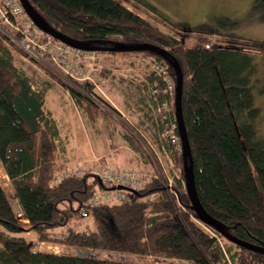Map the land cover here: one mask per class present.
<instances>
[{
    "label": "trees",
    "instance_id": "trees-1",
    "mask_svg": "<svg viewBox=\"0 0 264 264\" xmlns=\"http://www.w3.org/2000/svg\"><path fill=\"white\" fill-rule=\"evenodd\" d=\"M28 1L45 23L92 46L104 48L123 42L163 48L162 53L109 52L148 56L160 62L167 68L173 87L171 60L177 61L182 72V117L198 200L222 230L264 247V133L258 130L261 110L256 102V93H264V85L258 84L252 54L243 50L262 51L264 40L227 34V28L235 27L237 20L224 16L217 17L215 25L202 22L181 28L186 35H199L201 45L185 48L155 26L173 24L148 0ZM252 5L264 12V0H253ZM212 35L226 42L203 46ZM13 48L0 38V164L19 208L15 211L0 178V264H141L96 256L91 250L180 258L192 264H264V253L228 239L204 223L203 215L192 207L185 177L189 156L181 145L172 155L179 169L175 196L152 179L138 189L118 185L130 195L129 201H104L89 207V198L107 186L96 174L71 175L54 183V174L64 166L60 160L66 149L63 136L54 115L45 108L42 90L35 89L14 64V53L20 49ZM47 71L89 119L101 113L100 105L106 102L91 83L73 85ZM147 78L158 120L163 128L175 123L179 136L174 89L163 92L165 83L152 70ZM163 101L165 119L158 110ZM125 139L146 161L138 140L128 131ZM83 209L92 215L89 229H79L73 221L82 217ZM26 224L40 242L63 247L68 241L82 249L72 253L34 249L20 234ZM222 241L227 242L226 248Z\"/></svg>",
    "mask_w": 264,
    "mask_h": 264
},
{
    "label": "rangeland",
    "instance_id": "rangeland-1",
    "mask_svg": "<svg viewBox=\"0 0 264 264\" xmlns=\"http://www.w3.org/2000/svg\"><path fill=\"white\" fill-rule=\"evenodd\" d=\"M148 1L164 12L169 22L173 24H169L167 27L155 23V26L178 40L185 48L201 45L197 42L199 35L190 33L187 36L181 28L192 27L202 22L215 25L216 20H218L217 17L220 19L224 16H230L237 20L235 27L227 28V34L264 40V19H261L264 12L253 9V0ZM149 21L155 22L153 19ZM12 28H8L7 31L0 30V38L7 45H13L14 48L22 51H15L14 64L26 74L35 89H40L43 92L45 108L54 115L58 130L63 136L62 141L66 148L60 159L63 160V167L76 169L82 165L83 175L94 174L92 172L93 167L101 164L141 169L145 172L146 178L143 179L140 186L144 182L157 179L163 188L170 193L168 189L170 180L171 187L173 190L175 189L174 183L179 174V169L172 159V155L180 147L175 142H171L172 140L165 134L167 127L163 128L164 124L158 120L155 104L151 102L153 98L150 93V81L147 78L151 68L141 61L143 56L95 50L98 56L96 73L106 79L102 91H99L106 103L99 104L102 111L91 120L75 105L68 91L49 76L47 69L52 71L57 78L59 77L73 85L81 82V80L71 78L64 69L58 68L59 66L57 67L54 63L30 58L17 41L20 37L19 33H16ZM207 41V47L220 46V42L215 41H221L222 44L226 42L225 38L222 39L216 35H212ZM204 44L202 43L203 46H205ZM14 48L13 50H15ZM243 50L252 54L256 62L255 76L259 81L258 84L264 85V50L247 48ZM256 97V102L261 110L258 130L264 133V93H256ZM125 131L131 133L141 144L148 157L146 161L128 144L125 139ZM0 178L10 201L15 204L14 192L5 177L1 164ZM105 187H109V185L107 184ZM153 195L154 193L149 196L153 197ZM177 206L181 207V204L177 203ZM18 209L16 205L15 211H19ZM91 216L89 213V216L77 217L73 221L77 223L76 226L79 229H89L92 225ZM191 218L194 219L193 216ZM59 229L56 228L55 230ZM20 234L28 240L34 249L38 250L54 252L65 250L72 253L82 249L68 241L63 247L51 242H40L34 232L28 228V224L24 226V230ZM222 243L225 247L227 242L222 241ZM91 254L141 264H192L190 261L180 258L145 256L109 250H91Z\"/></svg>",
    "mask_w": 264,
    "mask_h": 264
},
{
    "label": "built area",
    "instance_id": "built-area-1",
    "mask_svg": "<svg viewBox=\"0 0 264 264\" xmlns=\"http://www.w3.org/2000/svg\"><path fill=\"white\" fill-rule=\"evenodd\" d=\"M8 28H12L16 33H19L20 37L17 41L25 49L30 58L54 63L57 67L59 66L58 68L64 69L71 78L87 81L98 92L102 91L101 89L106 79L105 77L98 76L96 73L98 70V56L95 50H84L73 47L39 28L27 15L19 0H0V30L7 31ZM141 61L148 64L158 78L164 81L165 86L162 91L172 93L174 87L165 65L148 56L141 57ZM155 86L156 83L153 82L151 84L153 91H155ZM166 108V102L164 101L158 106L159 111L163 110L161 111L163 119L166 118ZM174 128L175 123H172L170 127L166 128L165 134L172 140V143L175 142L180 147V139L175 133ZM92 172L100 180L106 182L109 187H103L99 189L100 191L97 190L98 192L96 191L88 200L89 207L108 200L129 201L130 195L125 190L118 188V185H122L128 189H136L140 186L143 179L146 178L145 172L141 169L122 168L112 165H96L93 167ZM83 173L84 169L82 165L76 169L63 167L54 174L52 181L56 183L64 177L71 175L79 177ZM168 186L170 193L174 195L175 190L171 187L170 180ZM80 213L82 217L89 215L87 209H83ZM19 215L20 212H17V216Z\"/></svg>",
    "mask_w": 264,
    "mask_h": 264
},
{
    "label": "water",
    "instance_id": "water-1",
    "mask_svg": "<svg viewBox=\"0 0 264 264\" xmlns=\"http://www.w3.org/2000/svg\"><path fill=\"white\" fill-rule=\"evenodd\" d=\"M21 4L23 5L25 12L27 15L33 20V22L39 27L45 30L47 33L52 35L53 37L73 46L76 48L84 49V50H106V51H115V52H122V51H133V50H153L158 51L160 53L163 52V48L151 44V43H137L134 45H127L123 42H117L113 46L110 47H95L92 46L89 42H83L79 41L77 39L71 38L60 31L54 29L47 23H45L34 11L32 5L29 3L28 0H19ZM152 23V22H151ZM153 24V23H152ZM170 34V33H169ZM215 47V46H213ZM171 65L174 68V75H175V86H174V97H175V106H174V112H175V120L178 127L179 132V139H180V145L181 148L187 153L189 156V163L185 169V177H186V186L187 191L191 195L192 198V207L199 213L203 215V222L206 224H209L213 226L214 228H217L220 232L224 234L228 239L241 244L245 247H248L250 249L258 250L264 253V247L251 244L247 241L241 240L224 230H222L218 226V221L214 219L210 214H208L202 207L201 203L198 200L196 190L194 187L193 182V172H192V163L190 158V148L189 143L186 135V130L183 122L182 117V110H181V91H182V72L181 68L178 65L176 60H171Z\"/></svg>",
    "mask_w": 264,
    "mask_h": 264
},
{
    "label": "bare ground",
    "instance_id": "bare-ground-1",
    "mask_svg": "<svg viewBox=\"0 0 264 264\" xmlns=\"http://www.w3.org/2000/svg\"><path fill=\"white\" fill-rule=\"evenodd\" d=\"M108 201H114V200H108ZM104 202V201H103ZM117 202H119V201H117ZM126 202V201H125Z\"/></svg>",
    "mask_w": 264,
    "mask_h": 264
},
{
    "label": "crops",
    "instance_id": "crops-1",
    "mask_svg": "<svg viewBox=\"0 0 264 264\" xmlns=\"http://www.w3.org/2000/svg\"><path fill=\"white\" fill-rule=\"evenodd\" d=\"M150 22H152V21H150Z\"/></svg>",
    "mask_w": 264,
    "mask_h": 264
}]
</instances>
